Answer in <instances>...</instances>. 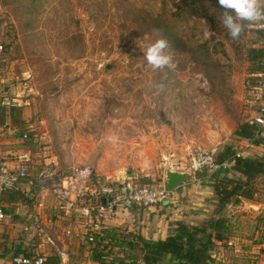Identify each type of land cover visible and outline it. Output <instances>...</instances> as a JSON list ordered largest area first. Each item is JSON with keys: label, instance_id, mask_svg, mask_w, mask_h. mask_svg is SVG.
I'll list each match as a JSON object with an SVG mask.
<instances>
[{"label": "rangeland", "instance_id": "1", "mask_svg": "<svg viewBox=\"0 0 264 264\" xmlns=\"http://www.w3.org/2000/svg\"><path fill=\"white\" fill-rule=\"evenodd\" d=\"M181 2L0 0V117L10 109L19 118L29 172L46 169L51 185L90 167L102 180L162 186L168 169L209 181L214 172L193 161L201 151L264 154V144L236 133L254 125L256 138L264 137L256 124L264 70L247 55L264 48V30L249 24L233 40L218 0L201 1L197 14L179 10ZM162 37L174 70H154L144 58L142 47ZM5 97L21 105L5 107ZM240 200L220 214L229 230L214 241L211 264H264V180Z\"/></svg>", "mask_w": 264, "mask_h": 264}, {"label": "crops", "instance_id": "2", "mask_svg": "<svg viewBox=\"0 0 264 264\" xmlns=\"http://www.w3.org/2000/svg\"><path fill=\"white\" fill-rule=\"evenodd\" d=\"M4 118L5 121L0 123V158L11 166H18L23 161L29 164L31 154L21 144L19 118L10 109H5ZM29 173L27 180L6 192L3 198L5 210L12 214V219L0 221V264H17L16 258L40 256L44 257V264H61L66 258L70 264H139L141 260L133 259L135 252L131 249V244L138 242L139 235L148 241L166 239L176 233L177 222L194 226L204 222L213 206L210 182L197 177L187 181L189 174L187 180L171 191L172 200L166 204L120 208L116 220L102 231L104 242L93 245L86 237L83 222L62 209L50 194L45 206H39L40 195L52 184H45L48 176L43 171L39 175ZM105 177L111 181L130 178ZM122 222L133 234H123L116 226ZM67 229L73 234H68Z\"/></svg>", "mask_w": 264, "mask_h": 264}, {"label": "built area", "instance_id": "3", "mask_svg": "<svg viewBox=\"0 0 264 264\" xmlns=\"http://www.w3.org/2000/svg\"><path fill=\"white\" fill-rule=\"evenodd\" d=\"M255 29L264 30V27L251 25ZM4 46L0 42V52ZM17 99L5 97L1 103L8 108L18 107L21 104ZM256 124L264 126V102L256 117ZM237 153L236 156H239ZM27 161V160H25ZM195 168H207L212 172L228 170L236 162L235 157L219 162L216 156L207 151H201L193 158ZM55 159L49 160L47 165L55 163ZM28 162H22L18 166H11L6 160L0 158V221H11L12 214L4 207L3 198L6 192L13 190L20 182L30 176ZM47 170H43L45 174ZM53 196L58 204L67 213L72 214L83 222L86 237L93 245L104 242L103 229L118 217V210L132 206L150 207L166 204L171 200V191L164 185L137 184L131 178L102 180L95 170L90 167L74 169L69 176H65L58 183L48 187V191L40 195L39 206L44 207L48 195ZM66 232L73 234L72 230ZM17 264H44V257L31 259L29 257L16 258ZM61 264H70L68 258L62 259Z\"/></svg>", "mask_w": 264, "mask_h": 264}, {"label": "trees", "instance_id": "4", "mask_svg": "<svg viewBox=\"0 0 264 264\" xmlns=\"http://www.w3.org/2000/svg\"><path fill=\"white\" fill-rule=\"evenodd\" d=\"M201 1L203 0H182L178 8L179 10L188 8L191 13L197 14L202 7ZM251 32L263 36L260 30H251ZM247 52L254 69L263 71L264 48L250 47ZM4 117L5 110H2L0 123L5 121ZM236 133L248 141L252 140L256 145L264 144V137L256 138L254 125L238 129ZM236 154L235 151L229 150L219 158L216 157L219 162H222L234 156L236 162L228 170L215 171L209 179L213 188L211 202L214 205L212 213L209 212V217L198 226L190 225L184 221L177 222L176 233L166 239L148 241L139 235L138 242L131 244V249L135 252L133 259L141 260L139 264H163L166 260L174 264H211L213 238L218 241L224 240V231L229 229L228 219L220 214L225 211L228 205L237 203L241 198L250 197L255 190L256 180L259 178L264 180V154L253 157L241 154L236 156ZM230 170L236 173V176H229ZM45 184L49 185L47 181ZM209 229H213L215 233H209Z\"/></svg>", "mask_w": 264, "mask_h": 264}, {"label": "clouds", "instance_id": "5", "mask_svg": "<svg viewBox=\"0 0 264 264\" xmlns=\"http://www.w3.org/2000/svg\"><path fill=\"white\" fill-rule=\"evenodd\" d=\"M225 10L221 18L222 24L228 30L233 40H238L249 24L259 23L264 27V0H218ZM170 43L166 38L155 40L147 48L142 47L144 58L155 70L177 67L171 52H167Z\"/></svg>", "mask_w": 264, "mask_h": 264}, {"label": "water", "instance_id": "6", "mask_svg": "<svg viewBox=\"0 0 264 264\" xmlns=\"http://www.w3.org/2000/svg\"><path fill=\"white\" fill-rule=\"evenodd\" d=\"M189 176L187 171H177L174 169H168L166 172V180L164 186L168 191H173L177 186L184 182ZM163 264H174L173 262L166 260Z\"/></svg>", "mask_w": 264, "mask_h": 264}]
</instances>
